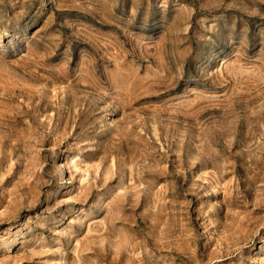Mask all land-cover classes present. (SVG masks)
Wrapping results in <instances>:
<instances>
[{"label": "rangeland", "instance_id": "1", "mask_svg": "<svg viewBox=\"0 0 264 264\" xmlns=\"http://www.w3.org/2000/svg\"><path fill=\"white\" fill-rule=\"evenodd\" d=\"M0 264H264V0H0Z\"/></svg>", "mask_w": 264, "mask_h": 264}]
</instances>
